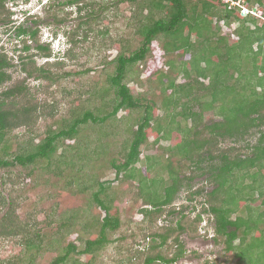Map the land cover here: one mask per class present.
Listing matches in <instances>:
<instances>
[{
  "label": "trees",
  "instance_id": "16d2710c",
  "mask_svg": "<svg viewBox=\"0 0 264 264\" xmlns=\"http://www.w3.org/2000/svg\"><path fill=\"white\" fill-rule=\"evenodd\" d=\"M82 1L85 0H65L63 5L67 7L77 5L80 10ZM128 1L135 7L131 9L127 23L136 25L135 32L141 36L139 45L132 47L131 51L128 49V53L119 45V38H112L108 28L103 30L100 27L103 20L109 19V23H114L118 16L110 10L106 0H91L92 6L88 9L92 11L91 15L74 29L66 32L68 47L64 54L70 58L78 56L73 52V48L77 45L82 46L87 42L88 48L93 51L98 45L96 43L101 45L110 43L109 46H111L115 42L118 51L109 61L113 71L110 72V68L105 71L107 86H99L98 90L90 91V97H83L80 88L66 89L65 95L74 93L70 102L75 104L69 107L68 121L63 120L65 126L58 130L46 129V134L38 142H35L34 137L31 136L34 135L33 126L39 116L53 115L49 112H53L55 107L38 99L37 89L30 90L22 83L3 88L5 81L10 78L6 69L12 64L7 60L4 52L0 53V170L4 169L6 172L0 176L1 182L8 181L11 185L19 182L12 174L14 167L31 168L38 160L50 161L63 137H71L79 142V130L87 121L96 123L95 130H97L100 124L117 118L119 110L131 111L144 105V114L137 117L134 121L136 128L130 131L132 136L129 149L123 153V161L121 163L112 161V166L117 173L126 171L124 178L129 176L132 178L134 174H137L139 186L136 194L143 197L144 201L151 206L141 209L143 216L139 223L146 222L145 232H149L148 235L152 239L144 249H136L128 255L126 262L128 264H160V262L173 264L184 253L183 246L178 242V235L174 237L173 242L178 243L179 247L172 256L166 257L158 248L166 244L168 238L175 232L195 231L197 229L195 223L201 221V213L205 212L213 215V238L218 240L223 237L222 241L227 254L232 253V256H236L241 264H264V22L256 25L257 16L255 13H250L253 7L251 3L257 2L262 6L261 16L264 18V0H243V7L249 10L245 16L240 15L241 8H237L236 5L231 6L224 0ZM4 2L5 0H0V22L15 23L11 15L10 18L6 15L9 12ZM216 3L220 4V7H217ZM93 6L99 11H96ZM59 8L58 2L49 10L57 22L65 19L56 14ZM93 12H95L94 16ZM64 14L67 16L68 12L65 10ZM214 17L224 20L227 27L230 26L227 25L230 19L240 24L232 32L220 35L217 31L219 28L215 30L212 25ZM40 18L37 14H26L14 28L17 36H23L22 42L25 49L30 46L29 40H36L34 47L42 50L43 55L48 58L51 57L52 52L46 42L41 43L40 36L37 35L38 27L30 29L28 26L32 23L39 25ZM246 23L254 25L251 27ZM82 24L85 26H80ZM94 31L93 38L89 39V33ZM25 35H28V38H25ZM161 35L167 38L162 40L165 51L176 53L173 59L166 61L172 73L156 70L153 74L147 75L145 80L148 83V92L150 91L154 97L156 94L161 96V107L168 118L165 125L161 123L160 118H154L156 102L153 99H150L148 103L139 102L144 100V97L135 96L131 87L127 85V78L133 73V65L145 60L152 41ZM254 44H256L255 49ZM21 58L20 61H22ZM63 64L62 59H56L36 66L31 59L29 63H22L21 67L27 77L37 72L34 75L35 78L48 80L52 84L59 83L60 79L64 81L73 75L66 70L59 72ZM87 71L88 68H83L75 71V74ZM179 75L182 76V80L176 82ZM142 94L145 93L140 95ZM97 98L99 104L89 108ZM206 111H210L218 119L210 123H202ZM177 115L182 117L183 127H179L180 123L175 121ZM123 117L132 118L131 116ZM173 125L176 129L172 127ZM19 127H23L21 132L23 135L20 134L14 139L18 138V143L21 142L19 140L21 138L25 145L18 144V147L11 151L14 139H10L9 136ZM172 131H177L179 137L175 140L171 139L173 142L167 147L169 152L188 157L201 174L208 173V178L215 186L205 198L207 207H202L201 212L196 213L193 222L186 223L181 218L175 225L156 226L154 230L149 231L146 227L151 223L155 224L163 207L170 204L177 193L178 179L169 165L166 166L172 179L169 184L161 183L160 177L149 178L141 170L138 169L135 172L132 168L139 160L140 146L147 141L148 133H152L155 136L153 142H157L160 138H171ZM255 134L257 135L254 141L250 140L249 137ZM226 138L236 144L223 145L222 141L225 142ZM78 145L74 143L66 147L60 155V164L67 163L63 157L65 152L68 149L76 151L75 147ZM156 155L146 156V169L160 166L161 155ZM166 158H169L168 154ZM205 161L203 165L202 162ZM55 164L53 173L56 175L61 173L62 168L58 163ZM199 164L203 167H197ZM68 176L66 185H70L73 179L70 175ZM190 178L191 176L188 177ZM95 180H88L89 185H93ZM144 180L147 181L146 184H142ZM83 184L79 189L87 191L88 186ZM98 186L97 191L91 192L90 199L105 211V215L102 218L95 216L90 222L81 224L84 233L87 232L90 235L84 240L82 249L76 250L75 244L68 242L62 249L55 250L58 254L48 264H68L69 260L70 264L98 262L95 261L98 260L96 257L98 251L110 242L108 236L120 226L119 217L109 212L113 199L106 194V187L102 183L99 182ZM200 193V189L189 192L188 200H192L194 195ZM3 200L4 197L1 195V202ZM12 207H15L14 204ZM174 211L169 209L168 214L172 215ZM82 217L78 208L73 209L69 212V216L58 218L55 233L59 235V238L65 236L75 222ZM15 218V210L11 207L0 217V237L5 236L9 239L13 237V241L22 246L20 251L22 256L19 261L22 262L25 259L26 264H36L35 260L40 254L55 248L53 242L57 238L53 235L48 237L44 233H31L33 228L31 225L35 224L34 221L26 231H20ZM53 219V215H48L46 223L49 225ZM89 229L93 231L89 232ZM16 234H21L19 242L15 239ZM156 237L160 238L159 244L154 242ZM79 239L83 241L82 238ZM72 253L84 254L86 260L72 259ZM21 262H17L16 259H0V264H21ZM210 263L221 264L220 261Z\"/></svg>",
  "mask_w": 264,
  "mask_h": 264
},
{
  "label": "rangeland",
  "instance_id": "374dc122",
  "mask_svg": "<svg viewBox=\"0 0 264 264\" xmlns=\"http://www.w3.org/2000/svg\"><path fill=\"white\" fill-rule=\"evenodd\" d=\"M65 0H5L4 5L9 12V18L12 16V21H22L26 14H37L40 18L39 25H28L30 29L38 27L37 35L40 36L41 43L46 42L51 49V57H45L42 50L36 49L34 46L36 40H29L30 46L28 49L24 48L22 42L23 36H17L15 32V24L17 22H0V53L4 52L7 60L12 64L7 70L9 79L3 84V88L7 86H13L17 83H22L28 86L30 90L37 89V98L41 99L43 103H48L52 107H55L53 115H41L33 126L34 141L38 142L46 134V129L58 130V128L65 126L63 120L68 121L69 107L75 104L70 102L73 98L72 94L65 95L66 89L73 87L75 89H81V95L83 97H90V91L97 89V87H105L108 84L106 70L110 68V72L113 71L109 61L117 54V47L115 42L109 46L96 43V48L92 51L88 48V43L84 45H77L73 48L77 57H68L64 54L66 44L60 45L61 39L66 38V32L70 29H74L80 22L85 21L92 11L88 9L92 6L91 0H85L81 2V9H78L77 5L67 7L63 5ZM118 0H106L110 6V10H113L118 16L114 23H109V19L103 20L100 27L103 30L108 28L112 38H119L118 43L126 53L128 49L131 51L132 47H137L141 36L135 32L136 25H129L128 17L130 11L135 6L131 5L128 0L115 2ZM238 1V0H237ZM59 2L60 8L57 11L58 16H63V21L57 22L54 20L49 10ZM240 6L229 1V4L236 5L237 8L243 7V0L239 1ZM113 5V6H112ZM217 7L220 4L216 3ZM252 8L257 16L256 25H261L264 22L262 15V6L257 2H252ZM51 7V8H50ZM94 7V6H93ZM251 7V6H247ZM50 8V9H49ZM96 11H99L97 7H94ZM68 14H64V11ZM146 9L144 10V13ZM98 13V12H97ZM249 13V12H248ZM95 12H93L94 16ZM11 15V16H10ZM124 16V17H123ZM111 18V16H109ZM128 24V25H127ZM240 23L233 19H230L229 27L222 19L216 17L212 18V25L220 35L223 33L233 31L238 27ZM253 27V23H246ZM84 27L85 25H80ZM14 28V29H13ZM94 32L89 33V39H92ZM55 37H60V40H55ZM28 38V35H25ZM53 38V39H52ZM167 38L162 35L159 38H155L152 41L150 50L147 53L145 60L133 65V73L127 78V85L131 87V91L135 96L144 97V100H140L141 103H148L150 99L156 102V109L153 111L154 118H160L162 124H166L168 118L166 113L161 107V96L156 94L154 97L148 92V83L146 82L147 75L153 74L156 70L169 71L167 60L173 59L176 56L175 52H167L163 48V41ZM90 41V40H89ZM115 41V40H114ZM100 45V46H99ZM109 46V47H108ZM127 47V48H126ZM129 47V48H128ZM256 44H254V49ZM92 51V52H91ZM20 57L22 61H20ZM33 59L34 65L41 66L45 61H53L56 59H62L64 61L63 68L60 71H70L73 75L63 81L60 79L59 83H52L42 78H35L33 76H26V73L22 71V63H29ZM109 64V65H108ZM29 65V64H28ZM27 65L28 68H30ZM32 67V66H31ZM55 68V67H54ZM88 68L87 72L75 71ZM31 69V68H30ZM105 69V70H104ZM59 76V75H57ZM182 76L179 75L176 78V82L182 80ZM72 79V80H71ZM141 83V84H140ZM98 90V89H97ZM147 90V91H146ZM141 93H145L140 95ZM89 95V96H88ZM99 99L95 100L91 107L99 104ZM144 106V105H143ZM140 107L136 110H124L121 109L117 112L116 117L107 122L100 124V127L96 129V123L91 120L84 124L83 128L79 130V142H76L74 138L63 137L58 148L56 149L53 157L50 161H37L31 168L14 167L12 174L19 182L11 185L10 182H1L0 180V217L6 213L10 207L15 210V221L20 227V231H26L31 225V233L37 232L38 234H46L48 237L53 235L57 238L53 242L55 247L53 250L48 249L40 254L36 260V264H48L58 254L56 249L63 248L68 242H73L76 246V250H80L83 247L84 240L90 237V235L83 231L82 225L87 221L90 222L93 217L102 218L105 215V211L99 208L94 201L90 199L91 192L97 191L98 183H102L106 187V194L113 199L110 214L117 215L120 219V226L116 231H113L109 237L110 242L101 248L96 257L98 262L93 264H128L126 257L135 252L136 249H144L150 242L149 232H145V223H139L142 219L141 209L145 207H151L144 201V198L138 193V176L134 174V177L124 178L126 171L116 172V169L112 166V161L121 163L123 161V153L128 151L131 140V129H135V122L137 117L144 114V108ZM46 111V110H45ZM123 116H131V119H126ZM218 119L210 111L204 112L203 122L210 123L212 120ZM179 124V127L184 126V122L181 116H175V121ZM188 124V120H187ZM69 125V123H68ZM67 125V126H68ZM172 125V124H171ZM170 126V125H169ZM176 129V126H172ZM95 130V131H94ZM23 132V127L16 128L10 133L9 138L14 139L19 137ZM171 138H160L157 142H153L155 136L152 133H148L147 141L140 146L139 160L134 165V171L141 170L147 177H160L161 183L169 184L172 179L169 172L166 170V166L169 165L173 171L174 176L178 179V191L172 199L171 203L163 207L162 213L157 217L154 223L149 224L146 228L151 231L156 226L161 225H175V223L182 218V221L188 223L193 222L196 213L201 212L202 207H207L206 196L207 193L215 186L211 179L208 178V173L201 174L199 169L195 168V164L192 163L188 157L179 155L175 152H169L168 146L172 144L171 139H178L177 131H172ZM163 133V132H161ZM130 137H129V135ZM23 134H21L22 136ZM249 137L254 141L256 138ZM30 136V137H31ZM17 139L12 140L11 151L17 148L18 144L25 145L24 140L19 138L21 142L17 143ZM76 143L78 146L73 149H68L65 152L66 164H60L59 159L61 153L66 150L68 145ZM223 145H235L236 143L226 138ZM95 154V155H92ZM161 155L160 166L156 165V168L146 169V156L147 155ZM169 158H166V155ZM92 155V156H90ZM97 155V156H96ZM156 155V156H157ZM55 163H58L62 168L61 173L54 174L53 168ZM205 162H202L205 165ZM73 165V166H72ZM197 167H203L199 164ZM33 168V169H32ZM32 169V170H31ZM4 169L0 170V176L5 174ZM133 173V171H132ZM70 175L72 182L70 185H66ZM193 175V176H192ZM72 176V177H71ZM82 176V178H80ZM188 179V177H190ZM83 177L86 179H83ZM94 177V178H93ZM96 177V178H95ZM93 178V179H92ZM5 179V178H3ZM96 179V180H95ZM88 180H95L93 185H89ZM146 180L142 184H146ZM83 185L88 186L87 191H82L79 187ZM188 184H190L188 186ZM160 187V186H159ZM158 187V188H159ZM161 190V188H159ZM201 190L200 194L193 196L192 200H188V193ZM1 195L4 200L1 202ZM103 196V195H102ZM11 202V204H9ZM14 204L15 207H12ZM79 209L81 211L82 218L76 221L74 226L70 228L69 232L59 238V235L55 233L58 218L69 216V212L73 209ZM169 209H174L172 215L168 214ZM68 210V211H67ZM48 215H53V220L50 224L46 223ZM34 216V217H33ZM183 216V217H182ZM234 217V214H233ZM52 219V218H51ZM154 224V225H153ZM196 230L192 233L187 231L175 232L174 235L168 238L166 244L158 248L166 257H170L174 254L176 249L181 244L184 248V253L173 262V264H209L211 261L221 262V264H241L238 262L236 256H232V253L227 254L225 244L223 243V237L214 240V222L213 215L205 212L201 213V221L195 223ZM146 230V231H147ZM93 230L89 229V232ZM148 235V236H147ZM178 235V243H174V237ZM92 236V235H91ZM21 234H16L15 239L20 241ZM82 238L83 241L79 238ZM13 238V237H12ZM9 239L5 236L0 237V259H16L19 261L22 253H20L22 246L16 244L13 239ZM46 240V239H45ZM156 244L160 243V238L154 239ZM237 243V240H235ZM12 257V258H11ZM15 257V258H14ZM18 259H17V258ZM72 259H80L85 261L86 256L84 254H71ZM137 260V259H135ZM140 261V260H138ZM24 259L21 264H26ZM70 264V260L68 261ZM160 264H165L160 262ZM211 264V263H210Z\"/></svg>",
  "mask_w": 264,
  "mask_h": 264
},
{
  "label": "clouds",
  "instance_id": "9594fccd",
  "mask_svg": "<svg viewBox=\"0 0 264 264\" xmlns=\"http://www.w3.org/2000/svg\"><path fill=\"white\" fill-rule=\"evenodd\" d=\"M229 1H231V2L233 1V3L236 2V1H234V0H229ZM229 1H228V2H229ZM235 4H236V3H235ZM236 5H238V4H236ZM232 6H233V5H232ZM239 6H240V5H239ZM245 9L249 12V10H248L246 7H245ZM241 10H243V9H242V6H241ZM251 10H252V9H251ZM24 16H25V15H24ZM23 18H24V17H23ZM16 22L19 23V22H21V21H16ZM62 38H63L64 41H62V39H61L60 37H55V38H54V41H55V40H60V39H61L60 45H61V47H62V45L66 44V46L64 47L65 50H66V48L68 47V42H67L66 38H64L63 36H62ZM52 39H53V38H52Z\"/></svg>",
  "mask_w": 264,
  "mask_h": 264
},
{
  "label": "water",
  "instance_id": "95a60500",
  "mask_svg": "<svg viewBox=\"0 0 264 264\" xmlns=\"http://www.w3.org/2000/svg\"><path fill=\"white\" fill-rule=\"evenodd\" d=\"M252 12L255 11V8H252ZM248 13L246 9L241 10L240 15L245 16Z\"/></svg>",
  "mask_w": 264,
  "mask_h": 264
},
{
  "label": "built area",
  "instance_id": "2783aa9c",
  "mask_svg": "<svg viewBox=\"0 0 264 264\" xmlns=\"http://www.w3.org/2000/svg\"><path fill=\"white\" fill-rule=\"evenodd\" d=\"M224 1H229V0H224ZM239 1H240V0H238V1L234 2V3L240 5ZM230 2H231V1H230ZM232 2H233V1H232ZM242 9H245V7H242Z\"/></svg>",
  "mask_w": 264,
  "mask_h": 264
}]
</instances>
